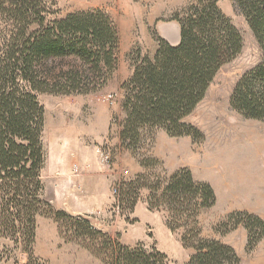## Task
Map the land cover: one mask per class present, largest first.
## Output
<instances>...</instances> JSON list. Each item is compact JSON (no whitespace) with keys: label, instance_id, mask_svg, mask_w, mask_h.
Returning <instances> with one entry per match:
<instances>
[{"label":"trees","instance_id":"1","mask_svg":"<svg viewBox=\"0 0 264 264\" xmlns=\"http://www.w3.org/2000/svg\"><path fill=\"white\" fill-rule=\"evenodd\" d=\"M234 3L262 57L238 78L229 105L246 118L264 121V0ZM172 18L179 24L178 43L156 37L153 55L137 58L120 86L118 136L120 147L132 152L152 142L157 130L201 141L202 131L184 118L204 98L218 70L242 48L240 32L217 0H190ZM0 25V239L6 241L0 260L19 251L26 257L23 264H45L34 255L33 245L37 217L50 215L65 240L81 241L104 264H169L155 246L120 243L86 215L55 208L43 195L47 154L40 95L88 93L107 82L116 68L118 46L117 27L109 15L94 8L58 17L47 0H0ZM64 57L78 63L56 67L53 62ZM158 163L151 155L140 160L145 168ZM142 189L148 191V208L166 211L171 231L183 229L180 241L193 251L185 264L239 263L231 245L201 235L198 215L216 201L208 182L194 179L188 167L167 178L136 173L117 185L120 207L131 211ZM240 224L247 230V249L264 240V219L245 210L227 213L217 229L224 234Z\"/></svg>","mask_w":264,"mask_h":264},{"label":"rangeland","instance_id":"2","mask_svg":"<svg viewBox=\"0 0 264 264\" xmlns=\"http://www.w3.org/2000/svg\"><path fill=\"white\" fill-rule=\"evenodd\" d=\"M189 2L190 0H47L58 17L74 11L99 8L109 15L118 31L116 68L102 87L88 93L40 95V101L45 108L43 143L47 154L42 170L45 185L43 195L55 208L61 209V206L74 204L76 192L79 190L77 175L80 172V163L72 159L67 174L61 171L63 143H70L71 152L68 154L72 157L77 155V145L84 139L89 144L94 143L100 163L115 175L111 190L114 186L117 187L120 181L133 178L136 174L134 172L140 170L139 166L142 169L140 172L146 173L151 179L156 176L167 178L173 172L167 171L160 160L153 167L145 168L140 164L142 156H150L148 152L152 149L155 136L152 142L146 141L143 147L135 152L120 147V144L110 145L109 142L116 133L118 120L123 117L120 108L123 97L121 83L130 77L136 59L142 52L152 51L153 41L157 42L156 37H161L159 31L169 30L173 25L176 27L178 22L172 18L173 14ZM217 2L240 32L242 48L230 62L218 70L204 98L188 117L189 121L197 123L196 127L204 134L201 141L192 142L199 150H194L185 139L178 142L182 152L180 161H192V164L198 165L205 156L211 159L206 160L210 162L209 168L201 171L211 179L220 175L224 161L233 162L239 157L240 162L246 160L251 165L264 167V121L246 118L229 105V96L234 84L241 74L261 60L262 52L234 0ZM53 63L59 68L78 62L72 57H64L56 59ZM108 94L112 96L111 99H106ZM107 115L110 116V131L105 135L103 131ZM124 170H127V173ZM116 194L114 193L113 205L98 210L91 217L87 216L96 228L126 245L141 242L147 248L155 246L168 256L169 264L187 262L193 251L184 247L180 241L183 229L171 231L165 223L166 211L161 208H148L147 190L142 189L137 200L142 204L139 203L135 209L136 202L131 211L121 208L120 205L116 208ZM222 219L218 210L211 207L203 209L198 215L201 235L231 245L239 256L238 264H264V240L260 239L253 248L247 249L246 228L240 224L235 229L221 234L217 227ZM36 222L33 252L42 263L104 264L99 257L84 247L81 241L65 240L59 234L58 223L52 216H38ZM4 242L6 241L0 239V250ZM25 261L24 253L16 251L15 255L0 260V264H23Z\"/></svg>","mask_w":264,"mask_h":264},{"label":"crops","instance_id":"3","mask_svg":"<svg viewBox=\"0 0 264 264\" xmlns=\"http://www.w3.org/2000/svg\"><path fill=\"white\" fill-rule=\"evenodd\" d=\"M176 24V27L173 25L171 29L161 30L158 33L170 44H177L179 41V26L178 23ZM156 47L157 42L153 41L152 51H144L142 55L152 56ZM189 115L184 118V121L193 125L197 124L188 120ZM109 120L110 116L107 115L105 118L106 126L103 131L105 135L110 131ZM118 130L119 126L117 125L116 133L110 139V145L117 146L120 144ZM89 137L92 138L91 136ZM93 137L95 136L93 135ZM181 139L189 141L194 150H199L196 144L192 143V140L187 136L170 137L163 130H157L155 141L148 154L160 160L164 168L169 172L179 167H188L194 179L208 182L213 188L216 196V201L211 208L218 210L222 217L234 210H245L257 214L264 219V167L251 165L246 160L240 162L239 157V159L233 162L224 161V163H222L224 167L222 171H219L220 175L217 178L212 177L211 179L201 172L203 169L209 168L208 164H210V162L206 160L211 159L208 156L201 158L202 161L198 163V165L192 164V161L186 163L179 160L182 156V152L178 146V142ZM97 141L98 140H96V142ZM71 145L74 146L73 144ZM62 146L64 155L61 157V171L67 174L69 163H72V159H74V161L80 163V172L77 175L79 190L76 192L75 203L71 205L72 207L61 206L60 208L70 213L91 217L98 210L113 205L115 196L110 188H112L111 185L115 175L112 174L111 170L106 169L104 165L100 163L94 143L89 144L85 139L78 143L76 149L77 155L74 157L68 154L71 152L69 142L63 143ZM139 169L140 170L134 173H138L142 170L140 166ZM61 183L63 184L62 181ZM139 203H141V201L137 202L135 209L138 207Z\"/></svg>","mask_w":264,"mask_h":264},{"label":"built area","instance_id":"4","mask_svg":"<svg viewBox=\"0 0 264 264\" xmlns=\"http://www.w3.org/2000/svg\"><path fill=\"white\" fill-rule=\"evenodd\" d=\"M109 98L111 99V98H112V96L108 94V95L106 96V99H109ZM106 158H107V157H106ZM124 172H125V173H127V170H124ZM112 191H113V193H117V187H116V186H114V188H113V190H112ZM118 205H119V204H118V203H116V208L118 207Z\"/></svg>","mask_w":264,"mask_h":264}]
</instances>
